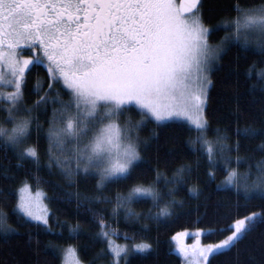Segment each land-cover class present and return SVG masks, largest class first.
<instances>
[{"label": "snow or ice", "instance_id": "1", "mask_svg": "<svg viewBox=\"0 0 264 264\" xmlns=\"http://www.w3.org/2000/svg\"><path fill=\"white\" fill-rule=\"evenodd\" d=\"M203 3L204 0H0V112L5 113L0 115V148L14 152L19 168L25 167V161H32L36 169L33 178L39 183L40 138L45 132L48 143L43 154L49 171L59 168L69 185L77 189L79 178L99 177L96 193L82 194L77 190L69 192V198L75 195L78 207L82 195L83 201L111 203L113 197L103 190L136 174L138 162L143 159L141 150L148 147V139L140 135L143 127L151 122L167 126L166 122L180 121L190 131L195 130L196 137L188 142L194 151H198L197 144L205 150L209 164L214 163L217 153L222 157L227 169L223 184L235 189L237 208L249 207L254 199L264 200V156L257 159L254 171L252 165L243 172L230 167L233 159L239 164L252 158L233 157L231 153L240 152L242 139L264 137V126L246 123L240 127L237 109V138L229 143L230 133L219 126L214 137L208 136L210 121L205 112L213 62L220 59L229 42L239 41L245 48L253 47L264 55V0H236V15L221 17L215 25L205 23ZM222 27L231 31L225 32L218 43H210V35ZM24 51L31 54L23 55ZM41 67L46 76L36 77L31 89L36 99L28 104V79ZM254 69L257 77L264 79V67L257 69V61L248 67L247 75L251 77ZM50 104L53 107L45 130L40 114H46ZM134 109H138V119L132 115ZM152 136L158 137L156 128ZM257 147L264 151V139ZM199 164L197 158L196 167ZM192 171V164H178L167 192L157 187L156 182L166 175L158 168L154 180H138L126 192L117 191L113 218L124 208L125 219H139L142 213L131 204L140 197L150 198L156 209L153 213L149 208L147 216L159 220L173 215V206L183 205L174 195L176 185ZM0 175L16 178V173L6 167ZM209 176H215L211 169ZM189 191L200 194L195 185ZM12 194L17 195L12 212L20 222L31 220L55 231L50 223L54 213L45 202L51 198L41 188L33 192L25 177L15 193L10 191L8 195ZM3 199L7 200V196ZM89 211L94 212L99 225L93 239L105 246L85 261L76 244L50 241L51 254L61 256L62 264H96L101 257H110L102 264H121L122 260L127 264L131 251L151 248L143 240L132 245L117 243L113 237L118 230L104 219L105 213L91 208ZM8 220L9 214L0 207V234L4 236L18 231ZM56 222L69 225L68 238L79 235V222L70 224L58 217ZM258 223H264V208L238 216L228 225L195 229L191 233L196 237L193 245L181 240L190 234L187 229L177 232L173 239L186 264H211L210 257L236 247ZM220 232L228 235L214 243L200 242L202 235ZM59 235L63 236V232ZM125 239H129L127 233Z\"/></svg>", "mask_w": 264, "mask_h": 264}, {"label": "trees", "instance_id": "2", "mask_svg": "<svg viewBox=\"0 0 264 264\" xmlns=\"http://www.w3.org/2000/svg\"><path fill=\"white\" fill-rule=\"evenodd\" d=\"M243 3L244 0H241ZM259 3L261 0H251ZM236 0H204L203 13L205 23L215 25L221 17L235 16L234 5ZM229 29L220 28L213 32L210 43L216 44ZM253 61H257V69L264 67V55L260 54L255 48H245L239 41H231L227 44V49L220 53V59L213 64L210 78L211 85L208 88V101L205 112L210 121L208 131L209 137L215 136V129L219 126L221 130L227 129L231 135L232 143L236 140L235 129L237 127V109H239V126L244 127L246 123H254V126H264V79H260L253 70V75H247V69ZM45 77L43 67L39 72L31 73L26 91V101L31 104L36 99V93L31 89L35 84L36 77ZM47 88V85H45ZM64 99L68 94L64 93ZM49 105L48 112L41 113L40 118L45 121V130L48 127L47 117L51 115ZM5 113L0 112V115ZM132 115L135 119L139 118L138 109H134ZM167 126H157L154 122L146 124L141 130V137L148 139V147L142 148L143 159L138 162L136 174L126 182L119 184H109L103 191L113 197L111 203H94L83 201V195L78 207V200L75 195L70 198L69 192L75 193L79 190L82 194H93L97 192V175L90 176L87 180L79 178V187L69 185L59 168L53 167L51 171L45 166L47 156L44 150L47 147L46 133H41L40 150L42 153V163L39 169L41 177L39 183L33 178L36 172L32 161H25V167L17 166V156L12 150L5 151L0 148V166H4L16 173L15 179H7L0 175V207L9 214L8 222L18 229L17 232L4 236L0 234V264H37L39 260L44 264H61V256H53L48 247L49 242L76 244L81 258L85 261L91 259L105 245L98 240L94 241L93 234L99 230L93 211L96 213L103 211L104 219L111 227L118 230V234L113 238L117 241L127 243H138L146 241L151 244V248L136 250L129 253L127 264H182L181 257L173 250L172 237L177 232L185 229L189 233L197 228L218 227L230 224L238 216H243L252 211H261L264 208V200L254 199L247 208H237V193L231 185H224L223 181L227 175V169L223 164L222 157L217 153L213 164L208 163V156L199 144L196 145L198 151H194L189 144L190 138H195L197 133L191 131L180 121L166 122ZM156 128L158 137L152 136V129ZM150 138V139H149ZM261 139L256 137L251 140H241L239 153L233 151V157L252 156L251 159H244L239 164L235 159L232 160L230 167L238 168L241 172L247 170L250 165L255 170V164L259 157L264 156V151L258 149ZM175 156V159L172 157ZM200 159L199 167H196V160ZM190 163L193 166L191 174H186L185 181L176 185L174 195L177 200L183 201V205L173 206V215L169 217H155L146 215L147 210L152 208L150 198L140 197L131 204V207L142 213L139 219H125V209H119V216L113 218L112 208L115 206V194L117 191L126 192L130 186L143 180L145 183L152 181L156 176V169H160L166 175H162L156 182L157 187L163 192H167L172 187L169 181L176 166L180 163ZM4 167H0L3 172ZM215 173L214 178L209 176V170ZM27 177L32 184V188H41L47 197L46 200L54 215L50 219L52 228L55 231H48L43 226H38V222L29 220L26 223L20 222L12 207L16 203L17 195H8L9 192L15 193L20 183ZM198 186L199 195L192 194L189 189ZM241 197L243 193H240ZM7 196V200L3 197ZM170 199V197H165ZM57 217L60 221L67 220L70 224L79 222L81 225L80 233L77 237L68 238V224L56 222ZM145 225L147 227H145ZM63 232V236L59 235ZM127 233L129 239H125ZM228 232H220L213 235H202L201 243H214ZM135 239H132V237ZM195 237L188 236V238ZM110 257H101L96 264L106 262ZM211 264H264V223H258L254 230L249 232L241 239L236 247L218 255L210 257ZM121 264H125L122 260Z\"/></svg>", "mask_w": 264, "mask_h": 264}, {"label": "rangeland", "instance_id": "3", "mask_svg": "<svg viewBox=\"0 0 264 264\" xmlns=\"http://www.w3.org/2000/svg\"><path fill=\"white\" fill-rule=\"evenodd\" d=\"M177 3H178V0H177ZM228 31H231V29H229ZM31 53L29 51H24L23 52V55H30ZM215 62V61H214ZM213 62V64H214ZM10 90V89H8ZM33 192H35L37 190V188H32ZM46 202V201H45ZM191 234L185 236V237H181V240L182 242L185 244V245H193L195 240H196V237H192V238H188V236H190ZM175 236V235H174ZM174 236L172 237V241H173V250L181 257V260H182V264H186L185 262V258L181 255V253L179 252V250L177 249V240L173 239ZM193 236V235H191ZM114 239V238H113ZM115 240V239H114ZM117 243H120V244H125L127 242H121V241H117L115 240ZM129 245H132V243H127ZM202 244H207V243H202ZM132 252H137L136 250H133L131 251L130 253ZM61 264H62V257H61Z\"/></svg>", "mask_w": 264, "mask_h": 264}, {"label": "water", "instance_id": "4", "mask_svg": "<svg viewBox=\"0 0 264 264\" xmlns=\"http://www.w3.org/2000/svg\"><path fill=\"white\" fill-rule=\"evenodd\" d=\"M180 2V0L178 1V3Z\"/></svg>", "mask_w": 264, "mask_h": 264}]
</instances>
